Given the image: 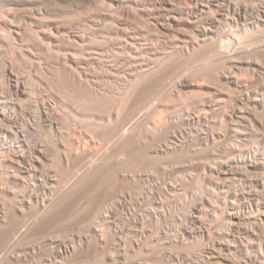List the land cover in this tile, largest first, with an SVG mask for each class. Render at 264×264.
Here are the masks:
<instances>
[{
    "label": "rangeland",
    "instance_id": "rangeland-1",
    "mask_svg": "<svg viewBox=\"0 0 264 264\" xmlns=\"http://www.w3.org/2000/svg\"><path fill=\"white\" fill-rule=\"evenodd\" d=\"M27 1L0 11V108L19 117L8 123L0 115V126L18 135L0 136V264H192L196 254L183 242L200 185L187 180L202 129L184 120L223 91L228 100L212 129H226L239 93L217 81L220 46H174L197 36L164 32L112 0ZM140 1L164 18L162 0ZM10 64L29 87L25 96L5 74ZM181 80L196 89L181 88ZM37 150L44 165L30 177L21 166L34 168ZM20 155L27 164H15Z\"/></svg>",
    "mask_w": 264,
    "mask_h": 264
},
{
    "label": "bare ground",
    "instance_id": "bare-ground-1",
    "mask_svg": "<svg viewBox=\"0 0 264 264\" xmlns=\"http://www.w3.org/2000/svg\"><path fill=\"white\" fill-rule=\"evenodd\" d=\"M23 1L0 0V11L10 14L16 9L14 7L28 2ZM112 1L123 5L129 14H135L136 9H139L164 32L177 30L197 36L183 35L173 43L174 46L205 47L215 43L220 46L225 66L217 72V81L219 85H225L229 90L239 93V97L233 103L224 132L212 129V120L220 109V103L228 100L227 93L223 91L214 93L218 101L211 99L197 112L185 115L184 121L201 126L202 130H195L200 148H190L189 153L190 157L196 158V163L192 159V172L187 182L189 186L195 182L200 186L194 189L196 193L191 194L192 200L198 201L190 206L189 226L185 228L183 247L192 256L196 254L195 258H188L192 264H264V0H162L160 5L166 11L162 19L147 13L146 4L140 0ZM11 21L14 23V20ZM11 64L4 67L5 74L13 82L11 86L17 94L25 96L29 87L20 80L17 66ZM246 76L251 80L244 79ZM196 86L192 80L180 82V87L185 90L192 91ZM3 107L0 108L3 120L8 123L16 122L19 117L15 108ZM22 108L26 111L25 107ZM9 128L1 121V138L18 139L17 133ZM166 149L170 148L166 146ZM20 150L22 152V148ZM152 152L160 153L159 149ZM35 153L34 168L21 166L23 173L30 177H36L35 169L39 170L44 165L42 150ZM16 163L27 164L23 155L15 160ZM19 173L13 171L10 175L17 181H24L26 177ZM25 181L27 182L26 179ZM177 189L173 187L172 191ZM207 191L215 194V202ZM101 218L104 219V216ZM147 249L146 243L140 247L143 255Z\"/></svg>",
    "mask_w": 264,
    "mask_h": 264
}]
</instances>
